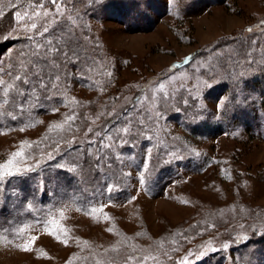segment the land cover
<instances>
[{"label": "rangeland", "instance_id": "obj_1", "mask_svg": "<svg viewBox=\"0 0 264 264\" xmlns=\"http://www.w3.org/2000/svg\"><path fill=\"white\" fill-rule=\"evenodd\" d=\"M22 1L0 0V10L6 16L13 3ZM33 2L27 0L13 10L0 27V36H35L42 30L45 20L35 21L38 27L32 33L25 31L23 24L33 21H14L16 11L31 14ZM73 3L76 6L67 4L61 26L73 28L77 38L94 51L98 63L82 62L81 71L76 65H68L59 88L49 92L51 108L46 101L37 104L30 100L26 105L29 111L40 112L18 126L0 129V166L22 145L30 157L25 163L31 165L52 154L49 149L64 139L100 140V132L109 125L103 120L113 112L109 103L121 89L122 98L128 101L145 85L131 113L139 112L142 117V154L138 161L126 153L108 155L107 150L115 149V137L113 131L107 134L113 139H106L110 166L105 168L124 175L121 189L125 194L103 197L90 211L70 201L59 202L40 221L23 224L15 236L0 237V264H179L186 257L187 264H205L209 258L230 256L239 243L237 239L245 241L254 230L264 228V106L258 90L247 89L242 83L230 82L233 85L228 91L217 88L216 81L221 78L216 76L223 72L214 63L224 48H210L221 39L258 33L254 40L261 43L248 53L261 52L259 57L264 62V27L260 26L264 0ZM69 14L75 25L66 19ZM248 28L253 31L248 32ZM200 48H206V53L197 55L188 66L181 65ZM17 52L22 53L11 42L0 47V66L7 69L12 65ZM89 67L93 70L88 71ZM181 91L188 92L191 100L186 95L177 104ZM58 93L60 98L54 101ZM165 99L175 101V109L183 113L179 116L190 128H185L179 117L169 116ZM228 108L241 112L242 120H234L232 111L225 113ZM84 113L93 116L88 124L63 139L60 135L51 138L57 131L49 132L50 127L61 124L66 116L80 119ZM247 122L251 127L244 124ZM41 142L42 148L30 153ZM170 163L176 172L156 192L151 179L160 167ZM49 232L58 233L60 241L67 244ZM33 236L38 237L33 250H21Z\"/></svg>", "mask_w": 264, "mask_h": 264}, {"label": "trees", "instance_id": "obj_2", "mask_svg": "<svg viewBox=\"0 0 264 264\" xmlns=\"http://www.w3.org/2000/svg\"><path fill=\"white\" fill-rule=\"evenodd\" d=\"M26 1L27 0H24L16 5V7H12L10 12L1 18L0 27L6 24L5 22L10 19L13 10L24 5ZM73 2L74 0L70 2V6L74 4ZM79 3L77 6H79ZM123 3H121V7L123 6L122 10L124 8ZM74 5L76 6V4ZM44 6L49 9L53 8V5L47 3V0H45ZM5 36L8 35L5 34L4 36H0V47L4 48L5 43L11 42L15 48L18 47L22 53H29L31 51L33 42L28 39V35L9 37L7 39H5ZM257 36L258 33H251L241 39H221L216 41L210 49L216 51V49L224 48V54L216 58L214 63V67H216V69L219 67L220 69L218 68V71L223 72V74L216 76L221 78L216 81L217 88L222 91H228L234 83H242L247 89L252 88L258 90L260 93L259 96H261L259 102L264 106V62L259 57L261 52H253L250 55L248 53L252 47H259L261 43L259 39L256 41L254 40ZM81 44L82 62L92 61L93 65L96 64V62L98 63V58L94 56V51L87 47L86 43L84 44L83 41H81ZM8 46H11V44ZM205 53L206 48L196 50L189 57L190 63L197 55L200 56ZM20 54L17 52V55L11 60L12 65L18 64V61L22 58ZM214 56L215 54H212L211 58L214 59ZM190 63L185 64V62H183L181 65L188 66ZM101 75L102 72H100L99 76ZM101 78L102 77H100V81ZM232 81L233 84L230 83ZM143 88H145V85L140 86L128 101L122 98L123 89H121V92L109 103V109L113 112L103 120L106 125H109L105 131H101L100 133L102 138L113 131V137H115V145L113 146L115 149L111 148L109 151L107 150L108 155H112V157H115L116 154L122 156L126 153L131 154L132 159L138 161V155L142 154L140 149H142L143 146L142 140L145 138L139 137L142 135L140 133L144 132L141 123L142 117L139 115V112L134 114L131 113L135 104L140 99ZM49 94L50 93L47 95L49 96ZM180 94V101L175 98L177 104H181L180 102H182L186 95L187 98L190 97L188 92L185 93L181 91ZM58 98H60V93H58L54 101L58 100ZM189 100H191V98H189ZM41 101H46V106L48 105L49 108L53 105V100L43 99V95ZM164 102H167L164 107L167 113L170 114L169 116L179 117L182 125L185 128H190L186 124V121L179 116L183 113L175 109V101L172 102L169 99H165ZM38 107L39 106H35V109H38ZM188 109L187 111H189ZM34 111H36L35 113L40 112L38 110ZM231 111L233 112L232 118L234 120H242L243 115L241 112H234V109L228 108V110H225V113ZM31 112L32 111H29L26 105L23 113L16 110L14 106L12 108L5 106L3 109H0V113H2L0 114V129L18 126L25 122L26 118H33L35 113ZM125 113H127L126 116L124 115ZM13 116L16 118L13 119ZM91 118H93V116ZM91 118H89L88 114L84 113L80 119L76 118L75 122L72 123V130L70 132H56L51 134V138L60 135V138L63 139L67 136V133L72 134L78 131L79 127L83 126V124H88ZM244 124L251 127V123L247 122ZM124 127H128L130 132H117V129ZM135 135H138V137ZM65 140L72 141V143H66ZM96 141L98 142L99 140ZM42 143L43 142L37 146L35 145V149L31 148L30 153H34L41 149ZM105 143L107 144L106 139ZM57 145L59 150H56ZM89 148L90 145L88 142H75L73 138L68 140L64 139L63 142L55 143L52 149H49L54 151L52 153V158L49 159L48 156L45 157V159L43 158V160L39 161V166L34 168V170L24 173L23 175L5 177L3 182H0V237L4 235L9 237L15 236L23 224L40 221V219L44 218L49 213V210L53 206L63 200L70 201L85 211H90L92 204L94 202H99L103 197L110 198L114 193L119 196L125 194L121 189V182L123 181L121 178H124V175L120 172L118 173L114 169L116 173H112L105 167H101L99 170L93 167L97 148L96 146H92L90 150L91 154H89ZM102 151L104 154L107 153L106 149ZM115 161L116 160H114V162ZM73 162L81 165L75 172L66 170V167H57V165H66L70 167ZM184 162L185 161H180L179 163L185 164ZM33 164L31 163V165ZM197 164L199 165V163ZM174 172H176V169L172 163L159 168L155 178L153 177L151 179L153 180L154 189L157 190L156 192H160L163 189L167 182L171 180V176ZM109 187L112 188L111 192L108 191ZM261 229L260 231L254 230L253 233L248 235V238H245V241L240 242L241 240L237 239L239 243L232 248L233 251L230 256L223 254L220 259L213 260L209 258L206 259L207 262L205 264H264V228Z\"/></svg>", "mask_w": 264, "mask_h": 264}, {"label": "snow or ice", "instance_id": "obj_3", "mask_svg": "<svg viewBox=\"0 0 264 264\" xmlns=\"http://www.w3.org/2000/svg\"><path fill=\"white\" fill-rule=\"evenodd\" d=\"M70 2L71 0H47V3L53 5V8L45 9V0H34L31 14L28 10H25L23 13L20 11L14 13V21L16 24H21V22L25 20L33 21L30 24H23V29L29 33L37 29L38 24L35 21L41 19L45 20V22L42 26V30L36 31L35 36L30 35L28 37V39L33 42L31 51L29 53H22V58L18 61V64L9 65L7 69L0 66V109H3L5 106L9 108L14 106L16 110L23 113L25 105H27L30 100H34L38 104L42 95L43 99H50V96L47 94L51 90L59 88L62 76L66 75L64 69L68 65H76L77 70L81 71L79 68V65L82 63L81 41L77 38V34L73 28L61 26V18L65 17L67 4ZM12 6L16 7V4L13 3ZM4 15L5 13L3 10H0V18ZM48 17H51V19H45ZM66 19L75 25V19L70 14ZM260 26L264 27V21L261 22ZM247 31L252 32L253 29L248 28ZM7 38L9 37L5 36V39ZM184 62L185 64L190 63V58L185 57ZM92 70L91 67L88 68V71ZM110 75L111 73H109V76ZM5 76L8 77L7 80L4 79ZM80 78L86 79L85 76H81ZM163 87L164 85L161 84L160 88L163 89ZM124 115L126 116L127 113ZM15 118L16 117L13 116V119ZM75 119V115L66 116L61 124L50 127L49 132L53 130L57 132H70L72 130V123L75 122ZM23 130L24 129L21 128V131ZM92 131L91 128L88 129L89 133H92ZM117 132L129 133L130 129L124 127L117 129ZM94 135L99 137L100 133L96 132ZM105 139L112 140L113 137L111 135H106L98 142L91 139L88 141L90 145L89 154H91L90 150L92 146H96L97 148L93 167L98 170L101 167L110 166L109 158L102 151L109 147V145L105 143ZM65 142L72 143V141ZM29 147H31V145H29ZM56 150H59L58 145L56 146ZM28 158L30 157H26L22 145L21 150L12 154L11 160L0 166V168L3 169L0 171V182H3L5 177L23 175L39 166V160H37L36 164L27 165L25 161ZM48 158H52L51 153L48 154ZM102 160L105 161L103 165L101 164ZM80 166L81 165L76 162H73L70 167L66 165H57V167L61 168L66 167V170L71 172H75ZM141 182H143L142 179ZM108 191L111 192L112 188L109 187ZM45 226L49 227L50 224ZM48 234L54 235L55 239L60 241V235L58 233L49 232ZM36 239H38V237H30L22 247L20 245H17V247H21L23 251H32ZM60 242L67 244L66 240ZM41 255L46 254L41 253ZM200 255L203 256L204 253H200ZM179 264H187V257L180 261Z\"/></svg>", "mask_w": 264, "mask_h": 264}]
</instances>
